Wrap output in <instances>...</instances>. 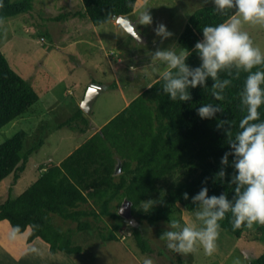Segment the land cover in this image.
<instances>
[{"label": "trees", "instance_id": "trees-1", "mask_svg": "<svg viewBox=\"0 0 264 264\" xmlns=\"http://www.w3.org/2000/svg\"><path fill=\"white\" fill-rule=\"evenodd\" d=\"M82 1L84 9L64 12L53 19L61 20L78 13V16L89 17L97 26L105 25L114 15L133 14L140 0ZM33 8V0H0V21H3L0 23L12 27L11 17L25 15ZM235 11L232 8L220 12L214 4L194 12L180 38L183 49L190 50L187 60L190 67H199L201 63L194 45L202 40L203 27L224 22ZM253 71H264V65L256 66ZM247 75L234 65L223 69L219 79L230 83L221 92L222 99L213 94L220 90L213 89L214 81L209 78L206 86L189 90L192 99L187 102L172 101L162 92L163 81L157 80L60 163L40 165V176L24 192L12 196L11 190L0 203V234L3 229L14 234L28 232V242L40 238L50 244L53 254L80 253L84 248L74 245V230L57 226L53 215L66 222H76V231L89 235L97 228L89 216L99 221L108 217L112 223L107 221L97 228V237L108 243L119 240V233L129 222L120 213L125 200L132 202L131 213L137 217L139 225L145 220L150 225L161 221L179 222L180 205L188 210L198 208L192 203V197L203 187H208L209 195L224 193L232 200L236 185L231 182V156L225 176L221 178L218 174L222 168L221 157L229 151L228 141L240 130L239 122L247 115L241 95ZM41 88L16 72L0 50V129L29 113L40 99ZM202 104L218 105L221 111L212 120H202L195 111ZM83 113L79 108L78 113L68 119L69 123L83 118L89 124ZM221 121L223 128H217ZM254 122H264V106L259 109V120ZM79 129L86 133L89 128ZM28 135L22 129L0 144V183L11 175L18 181L31 156L45 142L41 134L33 144L26 145ZM119 163L122 172L116 174ZM174 176L177 182L162 194L165 183ZM184 192L189 193L187 201L183 198ZM145 205L147 212L143 209ZM231 219V213H227L220 221L221 228L237 239L264 243V226L256 224L250 229L244 225L234 231ZM131 227L141 251L153 253L149 238L138 226ZM249 264H264V251Z\"/></svg>", "mask_w": 264, "mask_h": 264}, {"label": "rangeland", "instance_id": "rangeland-1", "mask_svg": "<svg viewBox=\"0 0 264 264\" xmlns=\"http://www.w3.org/2000/svg\"><path fill=\"white\" fill-rule=\"evenodd\" d=\"M33 2L32 11L11 17L13 22L9 23L12 27L0 23V50L16 72L36 88L41 86L43 89L38 91L40 99L29 113L0 129V144L22 129L29 134L26 145L33 144L41 134H44L45 142L31 156L18 181L11 175L0 183V203L7 199L11 190L12 196L24 192L40 176V165L60 163L160 79L156 69L163 70L164 66L151 63V55L157 47L153 43V30L158 24L167 25L173 33L161 47L179 53L183 49L180 38L191 16L199 8L214 5V0H140L136 11L129 17L137 20L144 38L139 41L114 20L97 26L89 17L78 16V13L61 20L53 19L64 12L84 9L82 0ZM145 13L152 17L150 24L139 22ZM241 30L247 32L253 45L264 52V24L242 21ZM93 79L106 88L95 101L91 116L86 117L89 124L83 118L69 123L68 119L81 108L87 94L85 89ZM63 123L66 125L61 127ZM79 127L89 129L81 133ZM176 179L177 176L169 178L162 194L177 182ZM90 200L92 203L93 199ZM180 208L181 211L177 212L180 228L186 224L198 229L203 227V222L196 216L199 207L188 210L180 205ZM88 219L97 228L107 221L112 223L108 217L103 221L93 216ZM53 220L65 230H74L73 243L82 246V252L53 254L50 244L42 239L30 243L28 232L14 234L3 229L0 264H144L145 259H151L152 264H249L253 257L264 251V243L237 239L221 227L217 249L211 256L206 255L202 247L182 255L168 250L165 240L161 239L162 232L169 230L167 221L150 225L145 220L139 225L137 217L132 216L125 230L119 233L121 238L106 243L97 237V228L89 235L76 231V222H66L56 215ZM132 225L138 226L149 238L153 253L141 251Z\"/></svg>", "mask_w": 264, "mask_h": 264}, {"label": "clouds", "instance_id": "clouds-1", "mask_svg": "<svg viewBox=\"0 0 264 264\" xmlns=\"http://www.w3.org/2000/svg\"><path fill=\"white\" fill-rule=\"evenodd\" d=\"M214 4L220 12L232 8L236 11L224 22L203 27V38L194 45L201 61L199 67L192 68L187 63L191 54L189 49L177 53L172 48L161 47L173 36L167 25L158 24L153 30V43L157 47L151 55V63L164 66L163 70L156 69L157 75L163 81L162 92L174 102L191 100L189 90L206 86L209 78L214 81L213 89L220 90L213 94L222 99L221 92L230 81L219 79L221 70L234 65L248 73L241 94L247 115L239 122L240 130L228 141L229 151L221 157L222 168L218 174L221 178L225 176V167L229 166L231 156V182L236 185V195L232 200L224 193L209 195L208 187H203L192 197V203L199 207L196 216L203 222V227L198 229L186 224L180 228L177 221H167L169 230L162 232L161 239L165 240L168 250L182 255L202 247L205 254L211 256L217 249L220 221L227 213H231L230 223L234 231L244 225L250 229L256 224L264 226V122H254L259 120V109L264 106V71H253L256 66L264 65V52L253 45L247 32L241 30L242 21L264 24V0H214ZM139 22L150 24L152 17L145 13ZM90 86L106 88L96 79ZM195 111L200 119L212 120L221 109L218 105L202 104ZM223 125L221 121L217 128H223ZM183 198L187 201L189 193L184 192ZM143 209L147 212L148 206ZM144 264H152V260L145 259Z\"/></svg>", "mask_w": 264, "mask_h": 264}, {"label": "water", "instance_id": "water-1", "mask_svg": "<svg viewBox=\"0 0 264 264\" xmlns=\"http://www.w3.org/2000/svg\"><path fill=\"white\" fill-rule=\"evenodd\" d=\"M113 20H115L119 25H121L125 29V31L128 34H130L132 37L136 38L139 41L144 40L143 36L139 32V29L137 26V20H131L130 18L124 15H114ZM102 90H103L102 87L99 88L98 86H90L88 88L87 94L81 104L82 110L84 111L85 115H88L91 113L94 103L97 100L99 94H101ZM121 172H122V164L119 163L117 166L116 174H119ZM131 205H132V202L130 200H125L120 209V213L128 221H130L132 217Z\"/></svg>", "mask_w": 264, "mask_h": 264}, {"label": "crops", "instance_id": "crops-1", "mask_svg": "<svg viewBox=\"0 0 264 264\" xmlns=\"http://www.w3.org/2000/svg\"><path fill=\"white\" fill-rule=\"evenodd\" d=\"M133 19V18H132ZM136 20V19H135Z\"/></svg>", "mask_w": 264, "mask_h": 264}]
</instances>
